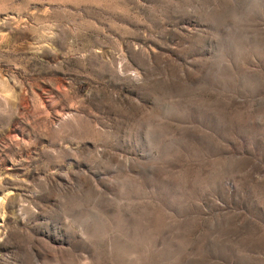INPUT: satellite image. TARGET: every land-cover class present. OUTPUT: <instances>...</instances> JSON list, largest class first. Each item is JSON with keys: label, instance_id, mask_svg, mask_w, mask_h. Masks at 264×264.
<instances>
[{"label": "rangeland", "instance_id": "obj_1", "mask_svg": "<svg viewBox=\"0 0 264 264\" xmlns=\"http://www.w3.org/2000/svg\"><path fill=\"white\" fill-rule=\"evenodd\" d=\"M0 264H264V0H0Z\"/></svg>", "mask_w": 264, "mask_h": 264}]
</instances>
